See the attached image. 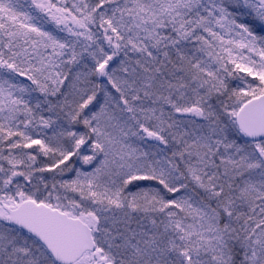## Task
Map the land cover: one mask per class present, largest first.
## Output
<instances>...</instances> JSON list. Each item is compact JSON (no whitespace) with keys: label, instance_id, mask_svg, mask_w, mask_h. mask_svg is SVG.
I'll return each mask as SVG.
<instances>
[{"label":"snow or ice","instance_id":"6c2138e0","mask_svg":"<svg viewBox=\"0 0 264 264\" xmlns=\"http://www.w3.org/2000/svg\"><path fill=\"white\" fill-rule=\"evenodd\" d=\"M0 264H264V0H0Z\"/></svg>","mask_w":264,"mask_h":264}]
</instances>
